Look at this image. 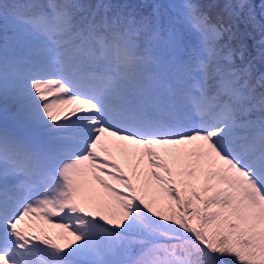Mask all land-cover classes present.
<instances>
[{
	"label": "snow or ice",
	"instance_id": "obj_1",
	"mask_svg": "<svg viewBox=\"0 0 264 264\" xmlns=\"http://www.w3.org/2000/svg\"><path fill=\"white\" fill-rule=\"evenodd\" d=\"M127 8L0 2V99L30 130L0 129L4 192L26 178L0 195V264H264V76L236 62L234 13L184 5L191 46ZM26 217H59L75 240Z\"/></svg>",
	"mask_w": 264,
	"mask_h": 264
},
{
	"label": "trees",
	"instance_id": "obj_2",
	"mask_svg": "<svg viewBox=\"0 0 264 264\" xmlns=\"http://www.w3.org/2000/svg\"><path fill=\"white\" fill-rule=\"evenodd\" d=\"M171 0H111L108 4L120 6L123 10L127 11V6H131L132 10L137 13V19L141 17L152 18L157 14L161 20L170 25L175 31L178 29L180 35H182L189 45L195 46L199 43L198 38L192 32H189L187 26L179 22V18L183 16V13L178 12L175 7H172L169 3ZM0 2L12 3H42L48 4L49 2H65V0H0ZM83 5H90L93 0H73ZM187 4L191 3L196 5L199 10L205 13L211 23H216L221 19H229V14L234 13L231 16V21L234 23L233 31L235 33V42L242 45L245 59L241 61L239 57H236V62L243 66L251 64L254 83L260 80L261 76H264V0H186ZM243 3L245 7L241 8L239 5ZM226 4H231L232 9L225 8ZM177 17V18H176ZM2 21H0L1 23ZM3 29L0 28V45H3ZM143 33L141 36L143 37ZM36 41L33 40V43ZM32 42L25 38L21 40L19 44H9L10 53L18 51L19 48L30 47ZM26 53L19 52L18 57L24 56ZM16 55V54H15ZM258 92L264 91V88L257 87ZM0 107L7 109L9 112H17L16 106L11 102L7 104L3 99H0ZM255 119V116H253ZM151 198V193L149 194ZM136 251V249H134Z\"/></svg>",
	"mask_w": 264,
	"mask_h": 264
},
{
	"label": "rangeland",
	"instance_id": "obj_3",
	"mask_svg": "<svg viewBox=\"0 0 264 264\" xmlns=\"http://www.w3.org/2000/svg\"><path fill=\"white\" fill-rule=\"evenodd\" d=\"M172 1H174V2H176L178 5H179V7H181L182 5H183V3L185 2V0H172ZM12 36V35H11ZM70 106H72V108H75L76 107V103H72V104H67V107H69V108H71ZM13 185L15 186V185H20V183H18V182H14L13 183ZM34 219V218H33ZM33 219H30V218H25V223H28L29 221H31V220H33Z\"/></svg>",
	"mask_w": 264,
	"mask_h": 264
}]
</instances>
